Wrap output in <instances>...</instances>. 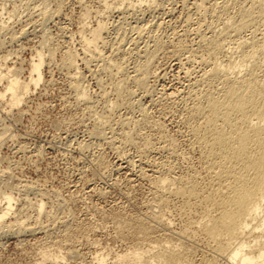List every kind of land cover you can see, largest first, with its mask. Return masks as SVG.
Segmentation results:
<instances>
[{"label":"rangeland","instance_id":"rangeland-1","mask_svg":"<svg viewBox=\"0 0 264 264\" xmlns=\"http://www.w3.org/2000/svg\"><path fill=\"white\" fill-rule=\"evenodd\" d=\"M170 1L155 7L139 0H0V72L10 70L8 74L15 72L28 81L31 59L37 52L45 58L41 81L31 85L17 107H9L7 97L0 98V198L3 191L13 196L10 215L0 224V264H35L42 247L48 246L63 254L59 264H98L95 256L105 252L100 264H113L116 253L136 242L132 234L138 222H151L150 209L160 192L157 179L165 170L183 178L196 171L204 176L200 149L190 131L195 122L189 115L192 97L186 95L192 78L207 69L198 59L205 54L204 38L218 34L221 13L218 0ZM200 3L212 14L197 9ZM98 20L106 22V39L98 44V52L89 53L82 35ZM232 43L226 45L230 54ZM147 51L153 58L149 55L146 94L132 86L131 75L146 60ZM66 52L73 54L70 67L62 62ZM76 82L87 91L85 99L78 96ZM2 84L4 80L0 89ZM118 84L134 88L136 94L124 93L120 106L118 102L111 109ZM103 115L109 122L102 123ZM100 126L102 136L94 132ZM166 199L163 216L177 230L187 214L179 212L181 199L171 194ZM41 201L45 211L38 212ZM18 224L25 227L20 234ZM149 233L147 240L160 237L163 230L156 227ZM197 242L194 259L201 264L209 251L204 241Z\"/></svg>","mask_w":264,"mask_h":264},{"label":"bare ground","instance_id":"bare-ground-1","mask_svg":"<svg viewBox=\"0 0 264 264\" xmlns=\"http://www.w3.org/2000/svg\"><path fill=\"white\" fill-rule=\"evenodd\" d=\"M139 1L147 3L149 6H155L158 4L160 6V3L162 4L164 0ZM218 3L221 14L220 17H217L220 18V21L217 19L219 22L215 24L218 25V23H220L221 27L218 29V34L213 32V27V30L211 28L210 30L215 33L212 34V36L215 37L218 35L217 38L221 36V39H216V37L214 38L211 36H207L209 38H204V40L207 39L205 44V54L204 56L203 54H200L198 60L201 59L204 66H207L205 67L207 69L204 70L203 68L204 72L202 70V75H200V73L197 78H192L193 81L191 80L192 82L189 83L191 85H189L190 87L187 90L188 94L186 93V96L189 95L192 97V102L190 100L191 103L189 108L191 114L189 113V115L194 118L195 122L193 120L194 123L192 122L193 124L190 125V131L192 132V136H194L192 138H194L195 143H197L198 148L200 149L199 156L201 157L200 160L203 161L202 165H204L203 168L205 170V172H203V170L202 172L205 174L202 177L197 174L198 172L196 171L197 173H190V176L187 173L188 177L183 178L184 176L173 175L171 169L167 171L165 170V172L163 171L164 173L157 179V187H159L160 192L156 200L152 203V210L150 209L152 215L151 222H138V229L136 228L137 230H135L134 235L132 234V236H135L134 238H136V242H134V244L131 243L133 245L128 246L123 252L119 254L116 253V256L114 255V261L112 262L113 264H197L194 259V252H196L195 245L200 243L197 242V240L204 241L201 243H204L205 247L207 245L206 248L209 251V255L207 254L208 257L204 254L206 257L201 264H264V0H218L217 4ZM198 5L197 9L206 14L208 10L207 7L205 8L201 3ZM210 6H212V4H210ZM210 10L209 7L208 11L212 14ZM197 12L199 11L197 10ZM218 15L219 14H217V16ZM105 23L106 22L104 21L102 22L98 20L93 27L91 26V28H87V31L84 30L87 32L84 34L82 33L84 50L92 53L94 49L97 50V46L100 42L103 44L106 39L104 37V32L107 30ZM186 24L188 23L186 22ZM215 30L217 31V28ZM246 32H248V36H244ZM203 36L205 35L202 34V37ZM156 37L158 38V35ZM230 39L231 41L234 40V48L232 47L234 50V54H232L234 56L230 54L231 51L229 53V47H227L228 50L226 49V45L232 43ZM204 40H202V42ZM155 41V43L153 42L155 47H159V45H161L160 42L156 39ZM152 47H154V45ZM98 51L99 50H97V52ZM155 52L157 51H154V53ZM190 52L191 51L189 50L188 55L195 56L193 52ZM66 53L67 54L64 56L65 60L62 62L70 67L73 63V54ZM146 53L143 55L146 60L140 65L135 63V65H139V67L135 69L133 68L135 73L133 72L132 75L130 74L133 83H131L132 86L135 89H141L144 92L147 90L145 76L149 75H145V73L148 72L147 69L150 67L149 62H151V60L149 61L148 59L152 57V55L149 54V51ZM98 55L93 56L101 58V55ZM44 61L45 58L42 53L37 52L35 58H32L30 62L28 81L20 79L15 72L8 74L10 70H7L4 74L0 72V81L4 80V84H2L0 89V98L7 97L6 101L9 107H17L25 99L24 97L29 92L31 85L35 86L41 81L42 65ZM119 62H122L123 64V60ZM84 63H87V61ZM110 63H113V61ZM115 63L116 62L114 61V64H110L112 66L110 67L113 68ZM106 66L105 68L108 69V63ZM116 67L123 72L124 68L122 66ZM111 73L114 72L112 71ZM125 73L127 74L128 72ZM115 74L116 73H114V75ZM78 85V89L76 88V91H78L77 94L80 98L84 97L83 99H85L87 91H85V88L81 85V87ZM115 87L117 98H114V101L110 99L113 101L111 102L112 104L110 103L111 109L118 104L120 100L119 98L125 97L124 93H126L128 97L129 95L131 97L132 93L136 94V92H133L134 88L130 89V87H128L129 89H125L121 84H118ZM139 90L137 91L140 92ZM147 92L148 91L145 93L147 94ZM131 99H133V97ZM126 102H128V100ZM126 102L124 103L126 104ZM133 103H128V105L132 106ZM120 104L121 102H119V106ZM135 104H138L137 100ZM140 104L141 103L139 102V105ZM140 110L142 111L141 108ZM101 114L102 113H99L100 116ZM100 118L104 119V121L102 120V123L105 121L109 122L110 120L108 115H103ZM192 118L190 120H192ZM126 122L125 124H127ZM99 123L101 122L99 121ZM119 124L121 125V123ZM102 127H98L97 130L94 131L96 132L95 134H103ZM127 137L130 140L132 136L130 137L127 135ZM146 145H149L148 140ZM165 168L167 169V167ZM153 171L154 170H152V172ZM168 194L181 199V203H179L181 204V207H179L181 211L179 210V212L185 213L182 214V216L187 214V218L184 219L183 223L181 222V226L179 225L180 227L177 230H173L170 227L171 220L166 219L163 216V206H168L165 204L166 200H168L166 199ZM1 198L4 200L3 202L5 204L0 210V224L2 227L4 218L11 212L13 196L9 191H3ZM42 204L41 201L36 205L38 212L43 210ZM191 211H194L197 214L195 213V216L190 215ZM116 223L115 226L117 228L118 226H121H117ZM3 225L5 224L3 223ZM23 225H16L19 234L25 230ZM133 226L135 227V224ZM156 227H161L163 233H159L160 237L147 240L149 231ZM26 229L31 228H28L27 226ZM120 229L122 228L120 227ZM125 230L124 232H126ZM130 231L129 228V231L127 232H133ZM131 239H133V237ZM202 247L204 248V246ZM198 248L200 249L199 252H201L202 248ZM107 253L108 252H105L104 254ZM104 254L95 256L98 264L105 261L106 255ZM65 257L67 256L65 255ZM203 258L204 257H202V259ZM62 259H64V256L60 250L49 248V246L47 248L44 247V249L42 247L39 259L35 264H59Z\"/></svg>","mask_w":264,"mask_h":264}]
</instances>
